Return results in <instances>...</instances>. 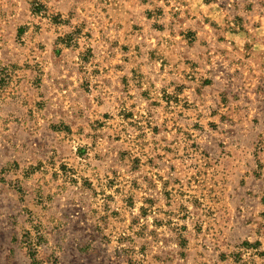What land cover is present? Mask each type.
Wrapping results in <instances>:
<instances>
[{
    "label": "rangeland",
    "instance_id": "374dc122",
    "mask_svg": "<svg viewBox=\"0 0 264 264\" xmlns=\"http://www.w3.org/2000/svg\"><path fill=\"white\" fill-rule=\"evenodd\" d=\"M229 34L264 0H0V264H264Z\"/></svg>",
    "mask_w": 264,
    "mask_h": 264
},
{
    "label": "crops",
    "instance_id": "0c3cea01",
    "mask_svg": "<svg viewBox=\"0 0 264 264\" xmlns=\"http://www.w3.org/2000/svg\"><path fill=\"white\" fill-rule=\"evenodd\" d=\"M229 35L227 37L230 39L238 40L235 42V49L237 50V54L243 57L242 62L240 61L241 59H239L232 66L234 69L233 77L235 79L239 78L241 81H247L248 76L244 75V73H247L255 87L253 93L257 98H264V93L262 91V89H264V44L260 39H258L259 41L252 40L253 42L250 43L251 40L248 41L245 36L240 39L239 34ZM245 53L249 58L246 59ZM251 67L254 68L252 69Z\"/></svg>",
    "mask_w": 264,
    "mask_h": 264
}]
</instances>
